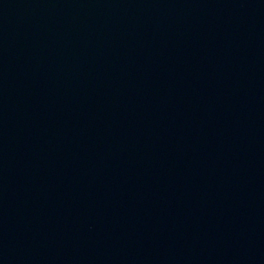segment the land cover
Instances as JSON below:
<instances>
[{
    "label": "water",
    "instance_id": "95a60500",
    "mask_svg": "<svg viewBox=\"0 0 264 264\" xmlns=\"http://www.w3.org/2000/svg\"><path fill=\"white\" fill-rule=\"evenodd\" d=\"M0 264H264V0H0Z\"/></svg>",
    "mask_w": 264,
    "mask_h": 264
}]
</instances>
